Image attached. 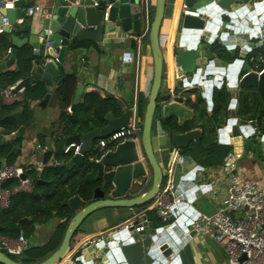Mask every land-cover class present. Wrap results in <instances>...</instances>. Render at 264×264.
<instances>
[{"label":"water","instance_id":"water-1","mask_svg":"<svg viewBox=\"0 0 264 264\" xmlns=\"http://www.w3.org/2000/svg\"><path fill=\"white\" fill-rule=\"evenodd\" d=\"M6 1L12 8L0 10V24L1 18L5 17L10 26L15 23V14L22 17L26 13V4L30 0ZM94 2L99 3L98 8L93 7ZM165 2L153 0L147 31L152 78L143 117H138V124L141 125L138 144L125 140L101 152L93 150L97 140L128 125L131 116L129 106L118 117L108 112L103 117L102 127L91 125L86 133L63 139L64 146L81 143L78 154H72L67 160V168H83L88 164L86 172L94 171V181L100 182L101 186L97 185L93 190L90 204L85 205L78 195L63 201L62 205L74 215L68 221L59 247L39 264L59 263L70 250L72 236L90 214L101 209H132L146 204L159 194L168 179L171 181V192L180 202L172 210L169 226L164 224L153 229L145 216L136 218L128 228L113 231L111 239L105 238L98 246L82 249L74 264H127L120 246L133 245L142 236L149 239L152 264H177L175 258L171 261L168 259L178 254L190 238L196 235L192 225L200 213L194 212V205L204 192L203 186L197 184V176L206 170L193 157L184 155V152L191 149L189 145L199 146L203 134L198 128L186 129L187 124L196 119L194 110L186 106L190 93L197 92L202 99L206 98L210 108L215 91L224 88L228 93L226 112L221 124L215 129L218 145L234 146L242 154L250 152L248 149L251 146H260L262 149V145L264 148V133L259 130L256 120H249L256 96L264 106V70L252 68L251 61L247 59L253 49L264 47V0H183V6L196 11L199 16H183L179 22L172 57L180 87L175 88L174 94L162 97L160 88L164 56L159 31ZM2 5L3 0H0V7ZM45 8L48 16L41 17L38 32L29 34L25 40L11 37L13 49L8 59L0 64L1 74L14 65L17 49L26 44L32 48L30 71L17 82L16 90L40 86L44 88L46 94L37 104L38 107L55 106L59 96L58 88L63 82L58 66L63 64L65 56L70 53L73 39L83 31H105L110 27L117 29V34L127 37L123 60L126 65L131 64V49L136 47V38L142 32L139 0H49ZM30 30L29 26V33ZM41 37L43 42L39 41ZM252 38L258 39V44H250L248 40ZM45 43L50 45L46 46ZM77 88L74 103L82 87ZM159 97L163 98L160 102ZM157 112L160 114V126L161 121L170 118L175 120L176 126L171 134L160 127L170 143L165 167L159 162L152 146L151 131ZM10 117L19 127L12 137L21 138L25 130L19 113L11 114ZM44 142L47 153L42 163L52 154L51 140L47 138ZM34 169L37 170V166ZM147 170L150 172V187L139 194V180L146 176ZM166 171L169 176L165 174ZM35 183L45 184L40 178ZM129 194H133V197L125 199ZM105 244H109V247H105ZM174 246L176 250H173ZM0 264H20L6 254L1 241Z\"/></svg>","mask_w":264,"mask_h":264},{"label":"crops","instance_id":"crops-1","mask_svg":"<svg viewBox=\"0 0 264 264\" xmlns=\"http://www.w3.org/2000/svg\"><path fill=\"white\" fill-rule=\"evenodd\" d=\"M48 3L49 0H30L26 4V11L28 8L36 5L45 8ZM3 4L10 3L3 0ZM182 8L183 0H166L165 2L164 17L159 31L160 45H163L164 47L163 76L160 88L162 97L174 94L175 88L180 87L179 79H177V70L173 64L172 48L175 33L177 32L179 22L183 17ZM144 15V9L141 10L140 8V17L142 18ZM17 16L18 15L15 14V23L10 25V29L12 32H15V35L5 33V36H2V34H0V56L2 57L0 59V64L8 59V50L10 49L11 51V49H13L11 37L25 40L29 34L38 32L40 27L39 25L42 15H34L30 17L25 13L23 16L21 15L22 17L18 16L17 18ZM149 21L150 20L148 19V22ZM27 25L30 26L31 30L30 33L28 32V34H24V28ZM144 30H146L145 24H143L142 21L141 34ZM126 38V36L117 34V29L110 27L105 31H83L73 39V42H82L86 47L73 50L70 46V53L65 56L63 64L58 66L61 78L64 79V76L70 74L75 75L77 78L75 94L78 89L77 86L82 87L77 102L74 103L72 99L70 106L66 109L69 115H71L75 109L81 107L83 102H87L85 100L86 95L104 100H115L119 102L121 111H124L128 106L130 110L136 108L139 93L142 94L145 100H147L152 78V60L148 46L145 45V50L143 51V42L139 47L136 42V47L131 49V64L126 65L123 60L127 50L124 48ZM248 42L256 45L259 40L252 38L251 40H248ZM5 44L7 45V48L4 50ZM20 50L29 52L32 55V48L27 44L23 45L20 49H17V57ZM135 52H139L138 56H140L139 66L137 67L132 62L136 59ZM238 54L239 50L237 49L236 55ZM252 57L256 59L261 57L264 59V47L253 49L247 57L249 62ZM87 63L91 64V68L88 67ZM260 66L261 69L264 68L263 64ZM17 68L18 62L16 58L14 65L7 71H13ZM133 78L138 80L137 86L134 85ZM163 85L165 87H162ZM33 89L35 92L29 94L30 97L27 96L26 89H24V98L21 103L5 105L0 99V123L3 120V117L11 119L14 122V126H11L12 128L10 132H7L0 126V136L2 138L0 145H3L4 147L7 146L8 154L12 155L11 157H8L4 151L0 152V169L5 166L31 168V170L25 174L30 180L29 191L12 195L9 205V208L11 209H0V211H4L3 213L11 210L9 215H3V213H0V238L9 239L11 236L16 237L22 233L25 239V247H23V251L26 249L42 248L48 243L54 247V249L57 246L59 247L68 225L64 224L67 220L61 219L59 214L67 213L70 210L62 205L63 202L59 206V210L53 202V199L55 198L53 197V194L62 181L70 179L69 177L73 174L81 175L89 168V165L87 164L83 168L74 167L69 170L67 168V163H65L67 161H65L62 156L59 157V152L63 149L64 143L60 141L61 139L59 137L60 133L58 128L49 129V127L58 122V98L53 107L48 105L38 107L37 104L44 98L46 91L41 86ZM189 96L191 101L195 100L194 95L189 94ZM256 99H258V96ZM203 101L206 111L203 115L204 117H201L202 120L203 118L207 119L213 110V101L212 108H210L206 98L203 99ZM258 103L261 104L259 99ZM24 105L27 106L32 115L29 112L23 113ZM263 109L264 106L262 107V110ZM14 113H19L20 118L23 121L25 131L22 133L21 138L12 137L19 128L15 120L10 117V115ZM34 115H37V117H34ZM192 118H194V115ZM160 127V114L157 112L155 114L154 124L151 131L152 146L159 162L165 167L170 143L166 134L162 132ZM47 130L50 133H47ZM138 130L139 137L141 134V125L138 126ZM47 138L51 140L52 154L49 157L47 156L45 158L47 161L45 160V162L42 163L44 155L47 153L44 142ZM202 139L203 134L200 143L202 142ZM138 141L139 139L137 138L134 142L138 144ZM36 145H38L40 149H37ZM193 146L194 144L189 145L191 149ZM261 147L262 149L260 146L258 147L259 150H261L258 151L256 146H251L248 149L250 152L242 154L238 149H235L234 146L226 144L221 146L220 149L227 153L226 156L221 157L218 161L214 157L211 158V161H214V166L206 167L207 169L203 170L202 173L197 176L199 180V183L197 184L203 186L204 192L199 197L198 202L194 205V212H199L200 215L207 216L213 215L216 212L219 201L224 195V185L227 182L229 175L236 177L241 182L257 181L264 189V148L262 145ZM71 155L72 154H69V158ZM227 156L231 157L230 162L233 165L230 169L227 168V162L225 161V157ZM36 166L37 170L34 169ZM86 173H93L94 180V171ZM37 178H40L45 184L37 185L35 183ZM145 180H147L146 184H144ZM150 182V172L147 170L146 176L139 180L141 188L139 194H142L145 188L150 187ZM96 183L98 185V182ZM17 185V180H11L4 186V188L11 189ZM46 189H51V192L46 194ZM162 189L163 188H161V190ZM214 190V193H216L215 196H213L214 193L212 194V191ZM132 197L133 194H129L124 198L130 199ZM153 201L154 200L132 209L109 208L95 211L81 223L78 230L72 236V239H75L76 242L75 246L70 248L69 251L78 248L80 244L88 238L103 235L104 239H111L113 231L123 224L132 222L136 218H141L142 216L146 217V221L151 223L153 229L163 226L165 223L159 226L155 225L151 219L152 216L149 215L150 211H154L152 209ZM11 203L13 205L12 207ZM64 225H66V227ZM16 230L17 233L15 232ZM10 240H15V238ZM149 245L148 237L142 236L140 240L135 241V244L133 245L120 246V251L127 264H152V252ZM175 246L173 247V250H176ZM21 256L15 257L18 258L15 261L20 263L19 259H21ZM172 256L175 258L177 264H227L224 252L210 236L200 238L195 235L178 251V254ZM168 260L171 261L170 258Z\"/></svg>","mask_w":264,"mask_h":264},{"label":"built area","instance_id":"built-area-1","mask_svg":"<svg viewBox=\"0 0 264 264\" xmlns=\"http://www.w3.org/2000/svg\"><path fill=\"white\" fill-rule=\"evenodd\" d=\"M141 10L144 9V17H142L145 29L140 36L136 38L137 46L143 42L148 31V11L149 0H139ZM94 8L99 7L98 2L93 3ZM12 8L11 4H4L0 10ZM27 16L42 15L48 16L46 8L42 6H33L27 9ZM183 16L198 17V13L182 8ZM11 33L8 26L7 18H1L0 34ZM43 42V38H39ZM49 46V43H45ZM138 51V50H137ZM10 49L8 50V54ZM261 72H258L260 74ZM180 80V79H179ZM227 85V83H225ZM24 98V88L16 90V84L2 89L0 87V99L5 105L21 103ZM131 111L128 125L120 128L104 139H99L93 146L94 152H101L112 144L125 140L135 141L139 139L138 119L136 117V108ZM135 138V139H134ZM2 138L0 136V142ZM81 143L79 145L69 144L64 146L62 153L64 155L78 154ZM37 149H40L36 145ZM231 157H225L227 168H232L230 162ZM182 158L179 159L181 161ZM57 165V164H54ZM31 168H21L16 166H5L0 169V209L7 210L10 205L12 195L20 192L29 191L30 180L25 176ZM167 173V171L165 172ZM25 176V177H24ZM22 177H24L22 179ZM11 180H17L18 185L11 189H5L4 186ZM147 180L144 181V184ZM171 181L165 184L159 194L153 199L152 209L156 212L160 220L169 226V219L173 208L180 202L178 197L171 192ZM215 192L212 191V194ZM216 193L213 194L215 196ZM182 194H180V197ZM146 222V221H145ZM131 222L123 224L119 228H128ZM192 228L196 231L198 237L210 236L218 247L224 252L227 264H264V189L257 181L241 182L236 177L229 175L224 185V195L219 201L216 212L213 215H198L193 221ZM104 240V236H96L84 240L80 246L72 251L57 264H74L79 252L89 246H98ZM0 241L6 254L9 257H19L23 253V245L25 244L24 235L22 233L15 240L2 239ZM109 247V244H105ZM174 259L173 256L170 258Z\"/></svg>","mask_w":264,"mask_h":264},{"label":"trees","instance_id":"trees-1","mask_svg":"<svg viewBox=\"0 0 264 264\" xmlns=\"http://www.w3.org/2000/svg\"><path fill=\"white\" fill-rule=\"evenodd\" d=\"M151 9V16H152ZM27 25L24 28V34H28ZM5 34V33H4ZM2 34V36H5ZM8 34V33H7ZM11 35H15V32L9 33ZM1 36V35H0ZM143 43H147V35L145 36ZM147 45V44H146ZM86 47V45L82 42H72L71 48L73 50L81 49ZM7 48V45H4V50ZM2 57L0 56V59ZM32 56L31 53L20 50L17 62L18 68L13 71H7L0 74V86L2 89L12 86L19 80L24 79L30 71L31 67ZM262 70L261 66L258 68V71ZM77 85V78L75 75H66L64 76L63 82L59 88V97L57 100V106L59 109V137L60 141H63L65 137L74 136V135H82L89 130L91 125L95 127H102L104 125L103 117L110 112L114 116H119L121 114V106L119 102L115 100H104L94 96L86 95L85 100L87 102H83L81 107H78L74 110V112L69 115L66 109L70 106L73 96L75 94V89ZM26 94L30 97L29 94L35 92L33 88L26 89ZM196 98L194 101H191L189 98L186 101L187 107L194 110L196 114V119L191 121L187 124L186 129H201L203 132V139L199 146H193L192 149L189 150L191 155H187L184 152V155L191 156L195 159L198 165L204 167L214 166V161H211V158H215L217 160L218 156L219 159L221 157L226 156V152L221 150V146L216 142V135L215 129L221 124L222 117L226 112L228 102H229V95L226 90L223 88L219 91H215L212 96L213 101V110L210 116L207 119L202 120V116L205 114V104L203 99L200 97V94L194 92ZM34 97V96H33ZM257 97V96H256ZM254 99V107L253 112L249 117V120H256L258 123V128L261 132L264 133V120L259 121L257 115L264 111L262 110V100L258 97L261 101V104L258 103V99ZM163 98L159 97L158 102L162 101ZM167 99V98H166ZM25 106V105H24ZM23 106V113L29 112L31 115L32 113L28 110L27 106ZM146 106V100L143 98L142 94H138L137 98V117L142 118L144 109ZM4 107V106H3ZM159 108V106H158ZM198 116V117H197ZM204 117V116H203ZM263 117V116H262ZM7 121V122H6ZM0 126L10 132L11 126H14V122L11 119H7L3 117ZM161 126L164 132L171 134L175 131V120L173 118L167 119L165 121H161ZM197 150V153L193 151V149ZM4 151V153L11 157L12 155L8 154L7 146L0 145V152ZM220 152V154H219ZM59 157L62 156L65 161L69 159V155H64L62 150L59 152ZM218 161V160H217ZM209 162V164L207 163ZM67 163V162H65ZM204 167V168H206ZM93 173H82L81 175L73 174L70 179L62 181L59 187L56 188L55 193L53 194V202L59 209V206L64 200H67L75 195H78L81 200H83L86 204H90L93 190L97 187V183L93 180ZM79 190L78 192L76 190ZM48 204V203H47ZM58 204V205H57ZM11 203V207H12ZM11 209V208H9ZM60 210V209H59ZM4 211H0L2 214ZM11 210L3 215H9ZM74 214L72 212H67L64 214H59L61 219L67 220L64 224H68V221L72 218ZM149 215H151V219L155 225H163L164 223L158 218L154 211H150ZM66 227V225H64ZM63 227V226H62ZM17 233V230L15 231ZM18 236L14 237L11 236L9 239H16ZM8 238V237H7ZM58 247V246H57ZM52 247L49 243L42 247V248H33V249H26L23 251L21 259H19L20 264H39L43 260H45L48 256H50L56 249ZM12 258V257H11ZM15 258V257H14ZM15 260V259H13Z\"/></svg>","mask_w":264,"mask_h":264},{"label":"rangeland","instance_id":"rangeland-1","mask_svg":"<svg viewBox=\"0 0 264 264\" xmlns=\"http://www.w3.org/2000/svg\"><path fill=\"white\" fill-rule=\"evenodd\" d=\"M152 7H153V0H149V11H148V16H149V20H150V13H151V9H152ZM147 44V43H146ZM145 43H142V49H143V51L145 50V45H146ZM161 49H162V51L164 52V47H163V45H161ZM136 53V59L135 60H133L132 62L136 65V67L137 66H139V58H140V56H138V54H139V52H135ZM261 60L264 62V59L263 58H261ZM250 61H251V63L252 64H258L259 62H260V60H259V58L258 59H255V58H250ZM87 65H88V67L89 68H91V64H89V63H87ZM260 65H262V63H260ZM134 79V85L135 86H137V82H138V80L136 79L135 80V78H133ZM164 81V80H163ZM131 83H132V81H131ZM162 87H165L164 85L162 86ZM139 95H140V93H139ZM190 95H194V97L196 98V95L195 94H193V93H190ZM189 99H190V96L188 97ZM191 100V99H190ZM263 116V117H262ZM34 117H37V115L35 116L34 115ZM38 118H40V117H38ZM257 118H260V121H262V120H264V111L263 112H261L260 114H258L257 115ZM38 120V119H37ZM57 128H59V123L58 122H56V124H53V126H51V127H49V129L51 130V129H57ZM48 131V130H47ZM47 133H50L49 131L47 132ZM259 146H256V148H257V150L258 151H261V150H259V148H258ZM193 151H195L196 153H197V150L194 148L193 149ZM185 154H187V155H191V153H189V152H185ZM219 154H220V152H219ZM217 160H219V156H218V158H217ZM208 164H209V162H207ZM204 167H206V166H204ZM205 169H207V168H205ZM31 176V175H30ZM165 182V181H164ZM149 188L147 187V188H145L144 189V192L145 191H147ZM44 192V191H43ZM51 192V189H46L45 190V193L46 194H48V193H50ZM75 239H72V241H71V244H70V248H72V247H74L75 246ZM12 259H15V260H17L18 258H12Z\"/></svg>","mask_w":264,"mask_h":264},{"label":"flooded vegetation","instance_id":"flooded-vegetation-1","mask_svg":"<svg viewBox=\"0 0 264 264\" xmlns=\"http://www.w3.org/2000/svg\"><path fill=\"white\" fill-rule=\"evenodd\" d=\"M259 60H260V62L258 64H252V68H256L258 70V68L260 67V63H262L264 65V62L261 60V57L259 58ZM262 70H264V68H262ZM98 185L101 186V183L99 182ZM104 191H105V189H104Z\"/></svg>","mask_w":264,"mask_h":264},{"label":"clouds","instance_id":"clouds-1","mask_svg":"<svg viewBox=\"0 0 264 264\" xmlns=\"http://www.w3.org/2000/svg\"><path fill=\"white\" fill-rule=\"evenodd\" d=\"M148 18H149V16H148ZM150 18H151V15H150ZM150 22V21H149ZM17 84V83H16Z\"/></svg>","mask_w":264,"mask_h":264}]
</instances>
